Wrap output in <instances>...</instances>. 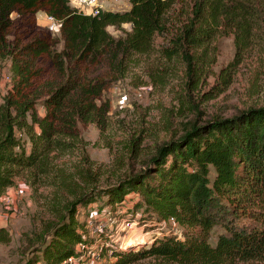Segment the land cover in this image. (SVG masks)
<instances>
[{
	"label": "trees",
	"instance_id": "16d2710c",
	"mask_svg": "<svg viewBox=\"0 0 264 264\" xmlns=\"http://www.w3.org/2000/svg\"><path fill=\"white\" fill-rule=\"evenodd\" d=\"M127 4L124 10L92 15L68 0H0V53L11 59L14 79L0 101V196L23 170L49 172L50 154L65 149L75 137L76 121L91 103L86 100L101 89L100 82L77 73L87 60L119 57L131 62L133 56L157 50L168 58L180 55L190 67L192 57H199L198 49L215 36L231 35L242 50L252 44L264 46V0H127ZM40 11L59 24L60 50L56 35L35 29ZM124 23L130 30L122 36L107 30ZM165 34H170L168 43L156 44V36ZM37 59H44L61 77L39 103L36 88L47 69L35 66ZM36 104L44 109L41 116ZM93 191L77 197L66 207V217L51 226L40 249L44 264L78 256V243L88 246L74 218L79 205L95 201L97 194L113 205L132 191L139 193L140 207L158 221L173 217L183 232L112 249L113 259L107 264H131L148 257L169 264H264V107L193 126L163 143L142 171ZM217 227L220 231L212 244L209 238Z\"/></svg>",
	"mask_w": 264,
	"mask_h": 264
},
{
	"label": "rangeland",
	"instance_id": "374dc122",
	"mask_svg": "<svg viewBox=\"0 0 264 264\" xmlns=\"http://www.w3.org/2000/svg\"><path fill=\"white\" fill-rule=\"evenodd\" d=\"M103 4L113 11L128 8L127 0H104ZM35 22V29L50 30L58 37L56 49L60 50L59 24L41 12ZM107 30L119 37L130 26L124 23ZM13 36L12 31L8 37ZM169 36H156V44H167ZM197 52L199 57H192L190 67L180 55L168 58L157 50L133 56L131 62L103 57L79 67V76L100 82V92L86 100L91 103L76 121L75 137L65 149L50 154L51 170L46 174L23 170L14 185L2 191L0 264H44L40 249L49 239L51 226L66 217V207L82 193H96L93 189L142 171L163 143L193 126L264 107V46L252 44L242 50L231 35H222ZM11 65V59L0 53V101L14 82ZM35 66L47 69L36 88L39 103L61 77L44 59H37ZM35 109L41 116V105ZM213 175L211 167L209 177ZM139 204V193L132 191L113 205L98 194L95 201L79 205L74 218L89 244L86 248L76 244L78 256L60 264H107L113 259L111 250L123 248L129 236L134 244L140 243V236L151 242L165 233L181 235L182 226L163 224ZM219 231L218 227L212 231L210 243L214 244ZM131 264L169 263L148 257Z\"/></svg>",
	"mask_w": 264,
	"mask_h": 264
},
{
	"label": "built area",
	"instance_id": "2783aa9c",
	"mask_svg": "<svg viewBox=\"0 0 264 264\" xmlns=\"http://www.w3.org/2000/svg\"><path fill=\"white\" fill-rule=\"evenodd\" d=\"M68 2L70 5L76 7L77 9H79L80 11H82L85 14L96 15V14H99L101 11L106 10V9L113 10L112 7L106 8L104 6V4H103L104 0H68ZM46 16L48 19L55 21L53 19V17L48 16V15H46ZM55 22H57V21H55ZM162 223L163 224L168 223V224H171L173 226L177 225V222L173 217H170L168 219H163ZM72 259H73V256L67 258L64 261H65V263H67V261H71Z\"/></svg>",
	"mask_w": 264,
	"mask_h": 264
},
{
	"label": "bare ground",
	"instance_id": "6f19581e",
	"mask_svg": "<svg viewBox=\"0 0 264 264\" xmlns=\"http://www.w3.org/2000/svg\"><path fill=\"white\" fill-rule=\"evenodd\" d=\"M132 237H127L126 239H125V241H124V246H128V245H130V244H132L133 242H132ZM139 241H140V243H142V242H145V238H144V236H140L139 237ZM143 244V243H142Z\"/></svg>",
	"mask_w": 264,
	"mask_h": 264
},
{
	"label": "crops",
	"instance_id": "0c3cea01",
	"mask_svg": "<svg viewBox=\"0 0 264 264\" xmlns=\"http://www.w3.org/2000/svg\"><path fill=\"white\" fill-rule=\"evenodd\" d=\"M40 12H41V11H40ZM40 12H38V13H40ZM38 13H37V14H38ZM41 13H43V12H41Z\"/></svg>",
	"mask_w": 264,
	"mask_h": 264
}]
</instances>
